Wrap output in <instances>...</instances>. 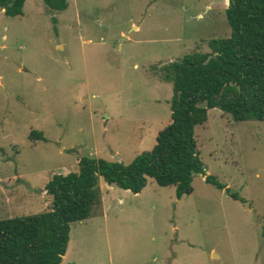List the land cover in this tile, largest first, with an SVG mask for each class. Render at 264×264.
Wrapping results in <instances>:
<instances>
[{"label": "rangeland", "instance_id": "obj_1", "mask_svg": "<svg viewBox=\"0 0 264 264\" xmlns=\"http://www.w3.org/2000/svg\"><path fill=\"white\" fill-rule=\"evenodd\" d=\"M66 4L0 10V220L47 211L46 182L82 157L127 165L149 151L169 122L161 69L229 34L227 0ZM206 114L193 130L203 176L189 192L100 179L102 215L70 225L60 264H264V121Z\"/></svg>", "mask_w": 264, "mask_h": 264}, {"label": "trees", "instance_id": "obj_2", "mask_svg": "<svg viewBox=\"0 0 264 264\" xmlns=\"http://www.w3.org/2000/svg\"><path fill=\"white\" fill-rule=\"evenodd\" d=\"M25 1L0 0V10L8 18L22 16ZM41 1L51 11L67 6L66 0ZM224 17L229 34L209 40L208 54H187L161 69V79L171 84L170 115L152 148L127 165L82 157L76 172L53 174L44 186L47 211L0 220V264H60L70 225L102 214L99 179L132 194L147 178L172 186L176 199L189 192L191 177L202 174L193 130L206 121L208 109L235 122L264 121V0H227ZM204 101L206 108L196 107ZM29 137L41 138L34 132ZM204 182L223 188L209 176Z\"/></svg>", "mask_w": 264, "mask_h": 264}, {"label": "water", "instance_id": "obj_3", "mask_svg": "<svg viewBox=\"0 0 264 264\" xmlns=\"http://www.w3.org/2000/svg\"><path fill=\"white\" fill-rule=\"evenodd\" d=\"M196 107H198V108H206L207 107V103L204 101V102H202L200 104H196Z\"/></svg>", "mask_w": 264, "mask_h": 264}, {"label": "crops", "instance_id": "obj_4", "mask_svg": "<svg viewBox=\"0 0 264 264\" xmlns=\"http://www.w3.org/2000/svg\"><path fill=\"white\" fill-rule=\"evenodd\" d=\"M65 174H67V173H65ZM99 180H100V179H99ZM98 183H99V182H98ZM100 195H101V194H100ZM101 201H102V200H101ZM102 212H103V209H102ZM101 215H102V214H101ZM63 257H64V256H62V258H63ZM62 258H61V259H62Z\"/></svg>", "mask_w": 264, "mask_h": 264}]
</instances>
